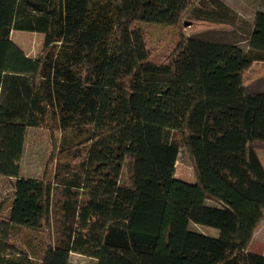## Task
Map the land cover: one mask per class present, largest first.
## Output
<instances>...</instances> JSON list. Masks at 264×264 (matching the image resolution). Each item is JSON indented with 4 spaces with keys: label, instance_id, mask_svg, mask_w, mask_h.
<instances>
[{
    "label": "trees",
    "instance_id": "obj_1",
    "mask_svg": "<svg viewBox=\"0 0 264 264\" xmlns=\"http://www.w3.org/2000/svg\"><path fill=\"white\" fill-rule=\"evenodd\" d=\"M228 9L219 0H0V176L15 180L7 217L0 207V264H69L72 253L96 264H264L248 250L264 219V87L243 84L264 62V12L247 50L182 34L161 64L135 27L224 23ZM13 31L42 34L41 55L27 59ZM29 128L60 133L39 180L19 177ZM180 150L191 190L173 185ZM124 167L132 199L119 208Z\"/></svg>",
    "mask_w": 264,
    "mask_h": 264
},
{
    "label": "rangeland",
    "instance_id": "obj_2",
    "mask_svg": "<svg viewBox=\"0 0 264 264\" xmlns=\"http://www.w3.org/2000/svg\"><path fill=\"white\" fill-rule=\"evenodd\" d=\"M229 9L224 23L206 22L184 18L181 29L174 26H161L139 23L135 25L144 37L148 60L154 64L164 63L174 52L182 34L186 37L200 38L213 42L233 43L242 50H247V40L257 12H264V0H219ZM11 42L29 60L41 55L44 36L38 33L13 31L10 34ZM243 84L252 89L260 85L264 87V62H253L243 76ZM60 133L45 128H29L26 131L24 150L19 161V177L39 180L45 175L46 163L52 152V140L58 139ZM257 155L264 168V145L257 146ZM49 179L51 175L49 174ZM14 179L0 176V207L2 217L9 213L10 196L13 191ZM196 177L187 154L180 150L175 163L173 185L185 190L194 189ZM119 188L113 198V204L119 208L127 207L132 199V191L123 168L119 179ZM208 204H213L208 201ZM51 226L46 232L47 241L53 243L57 235V212L53 210ZM207 235L214 236L217 231L198 228ZM43 240V237L40 238ZM248 250L252 253L264 255V219L254 230ZM69 264H96L94 259L70 254Z\"/></svg>",
    "mask_w": 264,
    "mask_h": 264
}]
</instances>
